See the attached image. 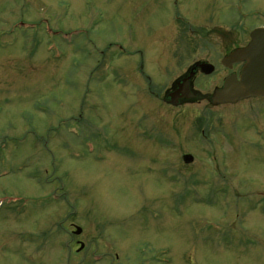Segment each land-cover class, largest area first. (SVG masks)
<instances>
[{
    "label": "rangeland",
    "instance_id": "1",
    "mask_svg": "<svg viewBox=\"0 0 264 264\" xmlns=\"http://www.w3.org/2000/svg\"><path fill=\"white\" fill-rule=\"evenodd\" d=\"M260 26L264 0H0V264H264V99L213 106L217 70L163 102Z\"/></svg>",
    "mask_w": 264,
    "mask_h": 264
},
{
    "label": "water",
    "instance_id": "2",
    "mask_svg": "<svg viewBox=\"0 0 264 264\" xmlns=\"http://www.w3.org/2000/svg\"><path fill=\"white\" fill-rule=\"evenodd\" d=\"M228 62H245L239 79L236 76L226 79L223 88L218 89L210 97L213 106L235 105L241 101L264 97V28H258L251 33V42L247 47L238 49L228 58ZM205 74H210V66H200ZM191 78V77H190ZM188 79V81L190 80ZM189 82H183L179 89L171 93L169 104L177 107L180 99L194 100L197 98L191 89ZM192 161L190 156L185 157V162ZM81 229L76 228L75 235L81 234ZM83 249V245L81 247Z\"/></svg>",
    "mask_w": 264,
    "mask_h": 264
},
{
    "label": "flooded vegetation",
    "instance_id": "3",
    "mask_svg": "<svg viewBox=\"0 0 264 264\" xmlns=\"http://www.w3.org/2000/svg\"><path fill=\"white\" fill-rule=\"evenodd\" d=\"M256 28H264V26H260V27H256ZM256 28H254V29H256ZM250 42H251V32L248 35V38H247L245 43H243L241 45H232V46L231 45H227V48L223 49L224 56L219 60L220 69H217L216 65H214V64H212L210 62H205V61L197 62V63H194V64L190 65L188 67L186 73L184 75H182L180 78L176 79V81L174 83V86L172 87L173 89L168 93L166 98L163 99L164 104L167 105L168 107L176 108V107H173V106H171L169 104V100L170 99H169L168 96L171 93L177 91L179 89V85L182 84L183 82H186V81L189 82L188 84H190L189 85L190 89L195 95H197V98L194 99V100L180 99L179 100V104H178L177 107H179V106L181 107V106L185 105L186 103L190 104V103H192V102H194L196 100L198 101L200 97L193 89V85H194L195 80L197 78H199V77L212 76L213 74H215V72H217V70L220 72V74H219V82H218V86H217L218 89L223 88L226 79H228L229 77L236 76L239 79V77L241 75V72H242V70H243V68L245 66V62H234V63L229 62V61L227 62L226 58H228L236 50L243 49V48L247 47ZM223 45H224V43H223ZM129 57H131V56H129ZM159 58H163V57L161 56ZM203 65L210 66V68L212 69L210 74H205V72L203 70H201L200 66H203ZM146 78H147L148 83L151 84L150 77H146ZM189 78H190V80L188 81ZM142 87H144V84H142ZM208 99L210 100V97ZM259 99H264V97L258 98V100ZM157 101H159V100H157ZM260 130H262V129H260ZM155 131H153V130L152 131L141 130V132L139 134V135H141L140 138H144L145 140H150V141H152V139H153L156 142L157 140L160 139V132L158 131L157 133H155ZM202 134H205V133L202 132ZM205 138H207V137H205ZM260 139L264 143V136H261ZM213 165H214V163H213ZM213 168L215 169V167H213Z\"/></svg>",
    "mask_w": 264,
    "mask_h": 264
}]
</instances>
